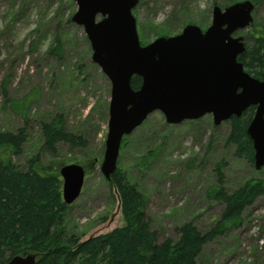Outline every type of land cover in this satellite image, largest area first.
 Listing matches in <instances>:
<instances>
[{"label":"rangeland","instance_id":"rangeland-1","mask_svg":"<svg viewBox=\"0 0 264 264\" xmlns=\"http://www.w3.org/2000/svg\"><path fill=\"white\" fill-rule=\"evenodd\" d=\"M241 1L139 0L133 14L145 45L177 35L187 24L205 30L215 6ZM251 1L252 23L264 27V0ZM77 9L75 0H0V131L26 126L24 151L13 158L22 169L33 156L43 174L73 163L85 168L82 193L65 223L68 232L86 240L124 226L126 218L116 188L101 171L112 83L93 60L84 26L72 20ZM252 30L250 25L237 34L250 44ZM58 114L84 145H46L42 124ZM229 132V121L216 125L213 114L169 124L157 110L126 136L117 169L148 196L147 213L161 242L176 241L178 226L187 221L202 230L214 225L224 207L208 192L220 172L228 192L250 179L264 180V167L236 156ZM151 151L154 158L142 169L139 158ZM198 264H264V196L247 209L241 225L205 246Z\"/></svg>","mask_w":264,"mask_h":264},{"label":"water","instance_id":"water-1","mask_svg":"<svg viewBox=\"0 0 264 264\" xmlns=\"http://www.w3.org/2000/svg\"><path fill=\"white\" fill-rule=\"evenodd\" d=\"M72 20L83 25L93 60L112 83L108 134L101 171L111 179L117 170L123 138L154 111L169 124L213 114L219 125L241 117L251 106L256 113L248 127L255 149V167H264V77L246 71L239 56L246 51L236 33L253 22L251 0L215 6L211 25L203 30L187 24L177 35L160 36L143 45L133 9L139 0H75ZM98 15L101 19L98 20ZM264 62V61H263ZM140 76L135 89L132 78ZM63 198L73 203L82 193L85 168L77 163L60 169ZM36 255H16L6 264H35Z\"/></svg>","mask_w":264,"mask_h":264},{"label":"trees","instance_id":"trees-1","mask_svg":"<svg viewBox=\"0 0 264 264\" xmlns=\"http://www.w3.org/2000/svg\"><path fill=\"white\" fill-rule=\"evenodd\" d=\"M251 26L252 42L246 43V51L239 60L247 72L262 79L264 27L258 23ZM141 85L142 78L134 76L133 88ZM255 111L256 107L251 106L241 117L233 116L227 138L236 156L252 164L255 149L247 130ZM42 134L46 145L53 150L60 142L84 145L82 137L67 131L62 114L45 121ZM27 137L26 126L16 131H0V264H6L16 255L28 254L36 255L35 264H198L205 246L241 225L247 209L264 196V180L250 179L228 192L220 172L218 183L208 192L224 207L214 225L202 230L196 223L187 221L178 226L176 241L161 242L147 213L148 196L117 169L110 181L119 194L126 224L82 240L66 229L70 205L63 198L60 172L41 173L35 167L37 156L28 161L27 169L14 162L13 158L23 153ZM152 153L139 158V167H149L154 158Z\"/></svg>","mask_w":264,"mask_h":264}]
</instances>
